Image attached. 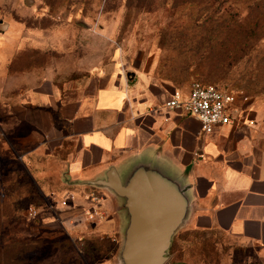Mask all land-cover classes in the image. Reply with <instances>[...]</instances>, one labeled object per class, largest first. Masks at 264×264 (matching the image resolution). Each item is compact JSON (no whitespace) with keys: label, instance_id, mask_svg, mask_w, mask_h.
Masks as SVG:
<instances>
[{"label":"rangeland","instance_id":"374dc122","mask_svg":"<svg viewBox=\"0 0 264 264\" xmlns=\"http://www.w3.org/2000/svg\"><path fill=\"white\" fill-rule=\"evenodd\" d=\"M16 5L0 0L2 19L11 21L4 30L21 35L11 61L17 73L72 82L80 90H92L118 71L176 86L199 80L232 90L237 103H255L264 122V0H17ZM240 40L249 41L247 56L223 60ZM71 143L40 135L1 106L0 262L118 263L112 233L81 231L80 240L75 232L61 231L56 218L53 228L44 224L67 205L63 177ZM29 206L38 209L36 218L27 215ZM176 235L164 264H264L253 250L219 235L191 226Z\"/></svg>","mask_w":264,"mask_h":264},{"label":"crops","instance_id":"0c3cea01","mask_svg":"<svg viewBox=\"0 0 264 264\" xmlns=\"http://www.w3.org/2000/svg\"><path fill=\"white\" fill-rule=\"evenodd\" d=\"M1 23L11 28L0 10V30ZM5 27L0 31V110L6 107L11 118L44 137L71 141L64 170L70 180L94 179L109 167L122 171L140 157L154 159L188 187L191 202L183 227L222 236L264 258V122L255 103L235 102L237 122L204 133L196 118L164 107L175 93L185 95L188 84L119 71L92 90L46 76L34 79L32 73L12 70L21 35ZM65 184L67 205L44 224L53 228L56 218L61 231L75 232L77 239L84 238L81 231L100 237L112 233L119 244L118 198L105 189Z\"/></svg>","mask_w":264,"mask_h":264},{"label":"water","instance_id":"95a60500","mask_svg":"<svg viewBox=\"0 0 264 264\" xmlns=\"http://www.w3.org/2000/svg\"><path fill=\"white\" fill-rule=\"evenodd\" d=\"M5 26L1 23V30ZM64 182L105 189L118 198L123 225L117 264H164L168 260L174 236L190 210L182 177L154 159L140 157L122 171L109 167L102 176L86 180H70L64 174Z\"/></svg>","mask_w":264,"mask_h":264},{"label":"built area","instance_id":"2783aa9c","mask_svg":"<svg viewBox=\"0 0 264 264\" xmlns=\"http://www.w3.org/2000/svg\"><path fill=\"white\" fill-rule=\"evenodd\" d=\"M164 107L180 108L184 115L196 118L204 133H212L218 128L234 124L240 118L232 90L198 80L190 82L185 95H172L164 102ZM62 203L65 204V201ZM38 213L35 206L27 208L30 218H36Z\"/></svg>","mask_w":264,"mask_h":264},{"label":"trees","instance_id":"16d2710c","mask_svg":"<svg viewBox=\"0 0 264 264\" xmlns=\"http://www.w3.org/2000/svg\"><path fill=\"white\" fill-rule=\"evenodd\" d=\"M235 46H236V49L233 50L231 53L224 54L223 60L228 61V62H230V61L231 62L232 61H236L237 62V61H240V60H242L243 58H245L247 56V53L244 54L243 53V50L245 49V47H248L249 46V41H247V40H244V41L243 40H240L238 42V44L235 43ZM208 74H210V73H208ZM207 77H208V75H206L205 78H207ZM200 82L206 83L204 81H200ZM210 84H212V83H210ZM177 237L178 236L176 235V237L173 239L172 245L170 247V252L171 253L174 251V248H175V240L177 239ZM1 263L2 264H5V262L3 260H1L0 264Z\"/></svg>","mask_w":264,"mask_h":264}]
</instances>
